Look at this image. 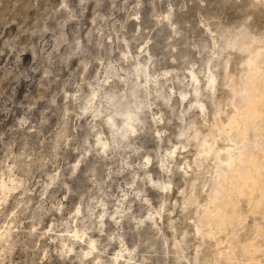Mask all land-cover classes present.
I'll return each instance as SVG.
<instances>
[{"label":"rangeland","instance_id":"374dc122","mask_svg":"<svg viewBox=\"0 0 264 264\" xmlns=\"http://www.w3.org/2000/svg\"><path fill=\"white\" fill-rule=\"evenodd\" d=\"M263 97L264 0H0V264H264Z\"/></svg>","mask_w":264,"mask_h":264},{"label":"bare ground","instance_id":"6f19581e","mask_svg":"<svg viewBox=\"0 0 264 264\" xmlns=\"http://www.w3.org/2000/svg\"><path fill=\"white\" fill-rule=\"evenodd\" d=\"M261 65V64H260ZM245 108H247V107H245ZM252 108H253V110L255 111V112H257L258 114H260V115H262V114H264V97H263V99H260V100H258V101H256L253 105H252ZM245 110V109H244ZM246 111V110H245ZM248 111V110H247ZM245 114H247V113H245ZM254 115V118H255V114H253ZM252 115V116H253ZM245 116V115H244ZM248 116H250V115H248ZM249 118H251V117H249ZM253 118V117H252ZM246 121V120H245ZM254 121V120H253ZM256 122H257V120H256ZM254 123H255V121H254ZM251 124V123H250ZM128 125V124H127ZM248 139V138H247ZM259 145V144H258ZM245 147V146H244ZM259 147V146H258ZM263 147V146H262ZM262 147H260V148H262ZM250 148V147H249ZM260 148H259V150H260ZM251 149V148H250ZM257 149V148H256ZM262 150V149H261ZM263 151L264 150H262V151H260L259 153H257L256 151L254 152H251V151H249V153L245 156L244 155V153H243V155H244V158L242 159L243 160V165L240 167L242 170H248V174H246V175H244L243 174V176L241 175V177H242V179L241 180H239V181H241V182H239L240 184H239V188H240V190H241V195H243V198H246L247 200H254V197H255V190H254V186H251V182L253 181L254 182V180L256 179V171L258 170V168H259V166L261 165V163H262V159H263V157H264V154H263ZM243 152V151H242ZM245 152H247V151H245ZM246 154V153H245ZM229 156V155H228ZM227 156V157H228ZM228 159V158H227ZM226 163V162H225ZM227 164H229V163H227ZM238 164V163H237ZM237 164H236V166H237ZM240 166V165H239ZM234 167H235V165H234ZM235 169H237V167L235 168ZM239 169V168H238ZM234 171V170H233ZM237 171V170H236ZM226 173V172H225ZM236 175V174H235ZM239 175V174H238ZM240 175H239V177H240ZM234 177H236V176H234ZM238 177V176H237ZM230 178V177H229ZM236 179V178H235ZM258 181H259V179H258ZM236 182H237V180H236ZM256 182V181H255ZM233 184V183H232ZM256 184H257V182H256ZM259 184V183H258ZM254 185V184H253ZM233 186H235V185H233ZM232 186V187H233ZM258 186V185H257ZM236 187V186H235ZM234 187V188H235ZM262 188V187H261ZM233 192V191H232ZM235 192V191H234ZM258 194V193H257ZM260 194V193H259ZM231 195V194H230ZM232 195H233V193H232ZM238 195H240V194H238ZM238 197H242V196H238ZM230 199V198H229ZM221 200V199H220ZM225 200V201H224ZM224 200L222 199L221 201H220V203L219 204H216L215 205V208L217 209V212L218 213H221L222 211H223V204H226V203H228V205L230 206V208L228 209V213L224 210V212H226L227 213V216H226V218L227 219H225V220H229V218L233 215V211L231 210V209H233V207L231 208V203L227 200V199H225L224 198ZM224 202H226V203H224ZM232 202V201H231ZM247 202V201H246ZM250 202V201H249ZM259 202V201H258ZM234 203V202H233ZM227 205V206H228ZM214 208V209H215ZM258 208V207H257ZM213 209V208H212ZM214 217V216H213ZM218 217H220V215L218 216ZM223 217H224V215H223ZM215 218V217H214ZM225 218V217H224ZM215 220V219H214ZM223 222V221H222ZM229 222V221H228ZM213 223H214V225H220L221 224V221H219V220H217L216 219V221L214 222L213 221ZM225 223H227L226 221L225 222H223L222 224H225ZM213 225V224H212ZM213 227V226H212ZM217 227V226H216ZM215 227V229H217ZM219 227V226H218Z\"/></svg>","mask_w":264,"mask_h":264}]
</instances>
